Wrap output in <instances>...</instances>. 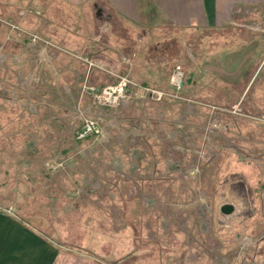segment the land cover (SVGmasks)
I'll return each mask as SVG.
<instances>
[{
  "label": "rangeland",
  "instance_id": "obj_1",
  "mask_svg": "<svg viewBox=\"0 0 264 264\" xmlns=\"http://www.w3.org/2000/svg\"><path fill=\"white\" fill-rule=\"evenodd\" d=\"M78 13L0 5V205L114 264H264V11L180 28L141 0L128 25L103 20L110 38L83 36ZM109 71L167 94L105 107L88 86ZM89 117L102 131L79 141Z\"/></svg>",
  "mask_w": 264,
  "mask_h": 264
},
{
  "label": "crops",
  "instance_id": "obj_2",
  "mask_svg": "<svg viewBox=\"0 0 264 264\" xmlns=\"http://www.w3.org/2000/svg\"><path fill=\"white\" fill-rule=\"evenodd\" d=\"M11 1L19 4L39 2V0H0V5L4 7ZM56 1L68 4L80 12L77 18L82 23L78 31L83 36L91 33L94 37L101 38L104 35L109 37L112 34V32L107 33L110 30L108 28L110 23H103V20H120L122 24L128 25L129 21L139 19V3L141 0ZM149 1L157 8L164 19L171 25L180 28L194 26L213 30H236L237 25L245 24L249 26V23H257L255 18L257 12L260 9L264 11V0ZM247 22L249 23L246 24ZM113 29H116L114 25L111 27V30ZM113 41L108 40L106 47H110ZM96 46L100 48L99 43ZM109 254L107 253V256ZM0 264L114 263L109 259L104 260L100 255L89 251L87 248L61 243L59 236L55 238L43 228L35 226L20 211L18 212L12 205L8 204L0 205Z\"/></svg>",
  "mask_w": 264,
  "mask_h": 264
},
{
  "label": "built area",
  "instance_id": "obj_3",
  "mask_svg": "<svg viewBox=\"0 0 264 264\" xmlns=\"http://www.w3.org/2000/svg\"><path fill=\"white\" fill-rule=\"evenodd\" d=\"M9 23L12 28H19L17 25ZM30 38V43L37 42V41H43L45 43V46L50 44L51 42L41 37L39 34L36 33H28ZM51 45V44H50ZM88 61V60H87ZM90 66L96 65L92 61H89ZM113 75L117 77L116 82L105 85L100 88H96L93 86H88V90L91 93L92 97L94 98V101L104 105L105 107H115L118 106L123 100H127L128 98L132 97L133 89H136L137 91H141L143 93H150L152 94L157 100L163 99L167 92L164 90H158L153 89L150 87L142 86L138 82L134 81L127 75H119L115 71H109ZM183 80H184V71L181 69H177L173 72V74L170 77V83L171 85L179 91L181 87L183 86ZM101 128L99 122L92 118H85V121L82 125V127L76 132V139L77 140H84L92 135H98L101 133Z\"/></svg>",
  "mask_w": 264,
  "mask_h": 264
},
{
  "label": "water",
  "instance_id": "obj_4",
  "mask_svg": "<svg viewBox=\"0 0 264 264\" xmlns=\"http://www.w3.org/2000/svg\"><path fill=\"white\" fill-rule=\"evenodd\" d=\"M221 211L223 212V213H231V212H233L234 211V205L233 204H228V203H226V204H224L222 207H221Z\"/></svg>",
  "mask_w": 264,
  "mask_h": 264
},
{
  "label": "trees",
  "instance_id": "obj_5",
  "mask_svg": "<svg viewBox=\"0 0 264 264\" xmlns=\"http://www.w3.org/2000/svg\"><path fill=\"white\" fill-rule=\"evenodd\" d=\"M183 84H185V85L187 84V82L185 81V79L183 80ZM102 87H103V86H102ZM92 136H94V135H92ZM92 136H90V137H92ZM90 137H88V138H90ZM88 138H87V139H88ZM84 140H86V139H84ZM79 141H83V140H79ZM121 200H123V199L121 198ZM124 205H125V203H124ZM127 208H128V207L125 205V206H124V209H123V214H127ZM125 209H126V210H125Z\"/></svg>",
  "mask_w": 264,
  "mask_h": 264
}]
</instances>
